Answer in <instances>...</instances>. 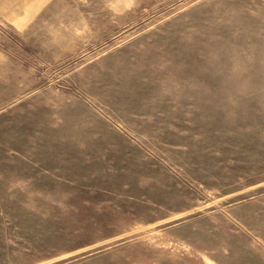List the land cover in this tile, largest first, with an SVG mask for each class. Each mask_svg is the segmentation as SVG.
I'll return each instance as SVG.
<instances>
[{"label":"rangeland","instance_id":"rangeland-1","mask_svg":"<svg viewBox=\"0 0 264 264\" xmlns=\"http://www.w3.org/2000/svg\"><path fill=\"white\" fill-rule=\"evenodd\" d=\"M0 264H264V0H0Z\"/></svg>","mask_w":264,"mask_h":264}]
</instances>
